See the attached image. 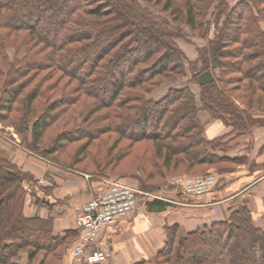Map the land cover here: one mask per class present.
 <instances>
[{
  "label": "trees",
  "instance_id": "obj_1",
  "mask_svg": "<svg viewBox=\"0 0 264 264\" xmlns=\"http://www.w3.org/2000/svg\"><path fill=\"white\" fill-rule=\"evenodd\" d=\"M185 29L204 40L189 68L198 97L170 88L155 101L154 89L185 74L176 43ZM203 72L214 80L198 85ZM199 110L235 137L259 124L264 0H0V122L29 151L77 173L134 179L144 191L174 174L254 168L225 155L226 138L204 137ZM29 183V172L0 156V264H16L20 254L26 264H51L71 238L56 235L51 218L25 214ZM165 232L160 264H264V230L244 203L221 221Z\"/></svg>",
  "mask_w": 264,
  "mask_h": 264
},
{
  "label": "crops",
  "instance_id": "obj_2",
  "mask_svg": "<svg viewBox=\"0 0 264 264\" xmlns=\"http://www.w3.org/2000/svg\"><path fill=\"white\" fill-rule=\"evenodd\" d=\"M255 116L264 121V112ZM197 117L206 139L226 138V145L229 146L225 152L227 157L244 158L249 164L260 167L264 165V151L261 150L264 147V125L255 126L250 133L235 137L229 127L210 119L206 111L199 110ZM18 149L0 140V156L29 172L36 184L38 180L45 181L51 191L41 196L43 203L34 206L31 216L51 218L56 235L75 229V214L93 194L101 190L103 184L100 187L96 179L75 176L71 171L64 172L52 164L46 165L38 160V165L32 163L25 158L29 156ZM221 177V184H217L208 195L191 197L175 189L162 190L160 198L147 199L127 217L100 229L98 237L109 247L108 257L100 264H136L149 260L158 253L166 240L164 225L176 224L184 232L209 225L217 207L223 211L220 218L226 217V205L230 206L229 203L236 196H242L241 203L246 204L251 211L256 210L255 202L256 206L259 205L258 210L263 208V168L259 170L249 168L248 164L241 165ZM154 200L163 205L156 207ZM21 258L25 260L24 256Z\"/></svg>",
  "mask_w": 264,
  "mask_h": 264
},
{
  "label": "rangeland",
  "instance_id": "obj_3",
  "mask_svg": "<svg viewBox=\"0 0 264 264\" xmlns=\"http://www.w3.org/2000/svg\"><path fill=\"white\" fill-rule=\"evenodd\" d=\"M237 1H239V0H227L228 4L230 6L235 4ZM142 6L146 7L150 12H152L155 15L159 14V10L154 8V7H152V6H149V7L146 6V5H142ZM213 29H214L213 27L210 28V33L211 34L213 33ZM185 32H186V38H184V39H176V43H177L178 47L180 48V50L182 51V53L184 55L183 64L185 66V74L182 77L176 78V79H174V80H172L170 82H163L156 89H154L152 91V93L150 94L149 98H151V99H153L155 101L159 100L165 94H167V92H168V90L170 88L188 87L189 89H191L193 91L194 95L196 97H198V93H199L198 86L196 85V83L190 81V79L192 78L193 72L189 68H190V63H192V64L195 63V61H196L195 59L197 57V49H199V47L204 45V40L201 39L197 35L196 36H192L191 32L188 29H185ZM5 54L8 56V58L11 61H14L13 57L15 55V50H13L11 48H8V49L5 50ZM19 56L21 57L22 53L19 54ZM191 67H192V65H191ZM259 113H261V112H255L253 114H259ZM256 119L259 121L258 122L259 124H257L256 126H259V127L262 126V125H260V122L263 121V119L262 118H256ZM254 127L255 126H253V128ZM234 133L235 132L231 131V134H234ZM24 137L27 138L26 133L24 134ZM50 139H51V134H48L46 137H44V139H43L42 143L40 144L39 148L42 149V150H46L48 148V146H49ZM0 140L3 141L4 143H7L8 145H10L12 147H15L17 149L19 148L22 151H24L25 154L27 156H29V157H25V158L30 160V161H32V163H35V164L38 165V163H39L38 161H40L41 163H45L46 165H50V164L55 165V163L49 162L45 157L40 155L39 152H31L28 149H26L23 146V144L20 142L21 141V136L16 132V130L12 126L6 125V124H4V122H0ZM76 145H78V144H76ZM93 148H94V145H93ZM70 151H71V149H70ZM218 154L221 155L219 152H218ZM66 157H71L70 152H66L63 155L61 154V159H63V161H65V162H67V159H65ZM230 158H239V157H230ZM86 163H87L86 164L87 166H90L88 162H86ZM55 166H57L58 169H61L64 172L65 171L67 172V170L71 171L72 173H74L75 176H79L80 175V176L86 177L87 179H96V181L100 183V187H101V184H103V187L105 186V184L103 182L105 180H117V181L126 183V184L136 188L138 191H140V193L138 195V198H137V201H136V204H135V207H134L133 211L136 209L137 205L145 202L147 199H149V198H151V199L154 198L155 199L156 197H152L153 195L158 196L160 198L161 197V195H159L160 191H162V190H174L175 188L172 187L169 184V180L172 179L173 177L184 176V175L185 176L186 175L199 176V175H204L206 173H213L215 175L216 181H215V184L213 186V189L208 193V194H210V193H212L215 190V187H216L217 184H219V183L221 184V181H222V177L221 176H223L225 173L229 174V173L233 172V171H228V172L221 173V172L217 171L215 168H210V169L204 171L203 173L174 174V175L166 178L165 183L159 188V190L156 188V189H154V191H144V190H141L137 186V181L134 180V179L120 178V177H117L116 175H106V176H101L100 175V176H98V175H90L88 173H81V172L77 173V172H74V170H72V169L65 168V167L59 166L57 164ZM255 168L259 169V170L260 169L262 170V168L260 166H258V165H255V167L252 168V169H255ZM102 188H100V189L102 190ZM42 191H44V193L51 192L50 191V187H48L46 182L43 181V180H38L37 184H36V182L34 180V184L29 183V184L26 185L27 194H26V197H25L24 211H25V214L27 216H31L33 214L34 206H38L41 203H43L41 201V196L43 194ZM145 194H148V195L146 196ZM208 194H206V195H208ZM44 195L46 196L48 194H44ZM241 199H242V196H240V195L236 196L234 198V200L229 203L230 206L226 205L227 215H226V212L224 213V215L226 217L229 215V212L231 210H233V209H235L238 206L243 204V203H241V201H242ZM35 200L37 201V203H35ZM256 204L257 203L255 202L256 210L254 211V213H255V218H256V226L260 227V228H262L264 230V202L262 204L263 208L260 209V210H258L259 205L256 206ZM221 214L223 215V211H221V209L219 207H217V209L214 212V215L212 216V219H211L212 222H210L209 224H211L213 222L221 221V220L226 218V217L220 218ZM166 226H169V225H167V224L164 225V232H165V227ZM202 226H204V225H202ZM79 229L80 228H78L77 225L75 224V229L66 230L63 233H61V235H64V233L66 232V233H68L71 236V238L68 240L65 249L62 251V257L60 258V260H57V261L54 260L53 262H51V264H65L66 263V260L68 258L70 249L76 243V241L78 240V238L80 236L81 230H79ZM68 234H65V235H68ZM161 248H160V250H161ZM21 256H24L25 260L22 259ZM143 262L145 264H160L158 262V258H156L155 256L153 258L149 259V260H144ZM15 263L16 264H26V255L25 254H20L18 260L15 261ZM31 264H37V259H35L33 261V263H31Z\"/></svg>",
  "mask_w": 264,
  "mask_h": 264
},
{
  "label": "built area",
  "instance_id": "obj_4",
  "mask_svg": "<svg viewBox=\"0 0 264 264\" xmlns=\"http://www.w3.org/2000/svg\"><path fill=\"white\" fill-rule=\"evenodd\" d=\"M215 181L213 173H206L173 177L169 184L184 195L201 197L213 189ZM103 182V189L93 194L74 217L81 233L65 264H98L104 261L109 255V247L98 237V231L128 216L135 207L140 191L117 180Z\"/></svg>",
  "mask_w": 264,
  "mask_h": 264
},
{
  "label": "water",
  "instance_id": "obj_5",
  "mask_svg": "<svg viewBox=\"0 0 264 264\" xmlns=\"http://www.w3.org/2000/svg\"><path fill=\"white\" fill-rule=\"evenodd\" d=\"M214 80L211 73L203 72L197 75V83L198 85H204L210 83Z\"/></svg>",
  "mask_w": 264,
  "mask_h": 264
}]
</instances>
